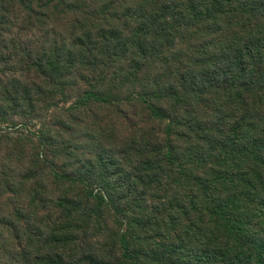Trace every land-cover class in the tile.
I'll list each match as a JSON object with an SVG mask.
<instances>
[{"label": "trees", "instance_id": "16d2710c", "mask_svg": "<svg viewBox=\"0 0 264 264\" xmlns=\"http://www.w3.org/2000/svg\"><path fill=\"white\" fill-rule=\"evenodd\" d=\"M71 100L120 150L0 174V264H264V0H0V153Z\"/></svg>", "mask_w": 264, "mask_h": 264}, {"label": "rangeland", "instance_id": "374dc122", "mask_svg": "<svg viewBox=\"0 0 264 264\" xmlns=\"http://www.w3.org/2000/svg\"><path fill=\"white\" fill-rule=\"evenodd\" d=\"M28 37L30 36L28 35ZM28 39H31V37ZM13 57L15 60L16 52H13ZM15 68V66H11L8 70L14 71ZM73 102L74 100H71L69 103L61 104L58 110L54 109L49 114H40V119L32 123L17 120L19 124L16 126L3 124V127L9 126L12 132H17L29 137V139L32 140V144L31 146L23 148V156L17 155L10 160H6L5 152L0 153V165L3 164L2 169H0V174L4 172L6 179H10L15 183L23 180V168L28 159H30L33 144L41 145L48 142L52 144V147H58L62 143L69 146V151H71L72 154L78 153L79 155H86V152H99L106 143V145H113L120 150L119 144L122 145L120 125L117 124L114 126V123L118 122L116 110L112 108H92L93 110L90 109L88 113L74 114V111H70V106ZM69 117H73V121H71ZM112 131L116 132L114 137L108 135V133ZM122 131L121 129V132ZM55 162H58V159H56ZM37 185L38 187L45 185L51 188L50 182L46 179H41L40 174ZM1 200L10 204L19 202V199L10 197H3Z\"/></svg>", "mask_w": 264, "mask_h": 264}]
</instances>
